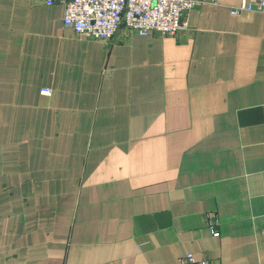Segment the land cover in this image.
Masks as SVG:
<instances>
[{
    "label": "crops",
    "instance_id": "0c3cea01",
    "mask_svg": "<svg viewBox=\"0 0 264 264\" xmlns=\"http://www.w3.org/2000/svg\"><path fill=\"white\" fill-rule=\"evenodd\" d=\"M242 1L194 8L183 41L105 43L63 3L0 0V264H264V13Z\"/></svg>",
    "mask_w": 264,
    "mask_h": 264
},
{
    "label": "built area",
    "instance_id": "2783aa9c",
    "mask_svg": "<svg viewBox=\"0 0 264 264\" xmlns=\"http://www.w3.org/2000/svg\"><path fill=\"white\" fill-rule=\"evenodd\" d=\"M216 0H46L48 6L56 2L64 5V24L72 26L79 36L100 42L112 41L120 32L127 37L154 35L174 36L183 41L189 30L190 12L199 5ZM264 13V0H243L232 8L242 12ZM51 95V90H44ZM211 218L215 220L212 214ZM214 236H219L216 221L209 223ZM264 233V231H263ZM183 264H214L210 260L188 253Z\"/></svg>",
    "mask_w": 264,
    "mask_h": 264
}]
</instances>
